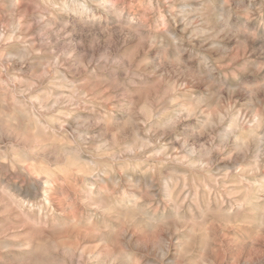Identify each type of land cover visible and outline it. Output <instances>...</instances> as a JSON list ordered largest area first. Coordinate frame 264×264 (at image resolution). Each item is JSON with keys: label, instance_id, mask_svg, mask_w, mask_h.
I'll list each match as a JSON object with an SVG mask.
<instances>
[{"label": "rangeland", "instance_id": "rangeland-1", "mask_svg": "<svg viewBox=\"0 0 264 264\" xmlns=\"http://www.w3.org/2000/svg\"><path fill=\"white\" fill-rule=\"evenodd\" d=\"M0 264H264V0H0Z\"/></svg>", "mask_w": 264, "mask_h": 264}, {"label": "bare ground", "instance_id": "bare-ground-1", "mask_svg": "<svg viewBox=\"0 0 264 264\" xmlns=\"http://www.w3.org/2000/svg\"><path fill=\"white\" fill-rule=\"evenodd\" d=\"M11 2V1H10ZM10 4V3H9Z\"/></svg>", "mask_w": 264, "mask_h": 264}]
</instances>
